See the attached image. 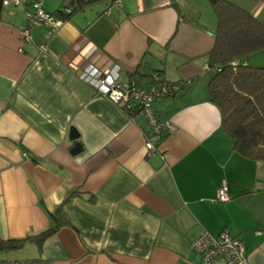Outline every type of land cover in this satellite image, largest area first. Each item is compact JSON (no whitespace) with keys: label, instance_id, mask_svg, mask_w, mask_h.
<instances>
[{"label":"crops","instance_id":"crops-1","mask_svg":"<svg viewBox=\"0 0 264 264\" xmlns=\"http://www.w3.org/2000/svg\"><path fill=\"white\" fill-rule=\"evenodd\" d=\"M229 1L264 24V0ZM63 2L42 0V8L55 13ZM108 4L93 0L50 37L46 24L33 26L31 42L18 32L31 5L2 8L0 237L40 233L61 205L67 223L40 245L26 242L18 249L25 258L18 259L202 264L193 240L226 229L241 241L249 264H264V160L234 150L209 101L217 18L208 0H123L112 13ZM92 45V61L116 60L122 80L136 67L141 86L159 69L167 81L192 79L188 89L151 104L157 118L176 125L160 137L157 151L146 153L145 118L133 119L79 77L76 49L84 53ZM247 61L264 67V49ZM76 143L81 151L74 154ZM223 182L230 199L218 201Z\"/></svg>","mask_w":264,"mask_h":264},{"label":"trees","instance_id":"trees-1","mask_svg":"<svg viewBox=\"0 0 264 264\" xmlns=\"http://www.w3.org/2000/svg\"><path fill=\"white\" fill-rule=\"evenodd\" d=\"M92 1L75 0L70 3L71 10L68 13L61 11L65 6L62 3L61 10L56 12H61L62 20L68 19L76 10ZM208 4L217 18L214 43L208 52L209 101L218 108L221 127L233 139L234 150L247 158L264 160V67L247 61L250 54L264 49V24L251 12L229 0H208ZM2 8L0 0V13ZM110 61L120 67L116 60ZM88 65L84 61L78 63L82 80L87 76L84 70ZM138 70L136 67L128 72L131 79L140 85L143 75ZM161 74V69L155 70V73L146 76L147 79L144 78L147 80L145 83L170 87L178 85L179 91H184L192 82V79L167 81ZM51 216L54 224L36 235L6 239L0 237V250H18L28 241L40 245L58 226L67 223L61 205Z\"/></svg>","mask_w":264,"mask_h":264},{"label":"built area","instance_id":"built-area-1","mask_svg":"<svg viewBox=\"0 0 264 264\" xmlns=\"http://www.w3.org/2000/svg\"><path fill=\"white\" fill-rule=\"evenodd\" d=\"M75 0H64L60 10L68 13L71 10L70 3ZM25 3L31 5L27 11V23L18 29L22 41L31 42V29L33 26L46 24L48 26L47 37L54 33L61 22V12L49 13L42 8V0H2V6L9 4L20 6ZM123 0H109L106 12H120L122 10ZM40 52L46 51L44 43L38 44ZM76 49L80 55V62H88V67L84 70L87 76L86 81L94 86L98 95L106 97L111 102L117 104L125 112L131 114L133 119L143 117L150 125V133L145 141L146 153L150 154L157 151V143L164 134L174 133L176 125L169 120H160L151 108V104L157 98L168 97L179 91L178 85L172 87L166 85L150 84L147 86L139 85L133 79H121L120 67L110 60L105 61L102 65H96L92 57L96 55L97 49L92 45L86 52ZM156 78V77H154ZM230 195L227 191L226 184L223 182L217 190V200L227 201ZM192 246L199 254L202 264H215L216 258H221L225 264H249L244 256L243 245L241 241L230 234L226 229L219 232L218 235L212 236L207 232H202L193 240ZM0 264H37L31 259H13L0 260Z\"/></svg>","mask_w":264,"mask_h":264},{"label":"rangeland","instance_id":"rangeland-1","mask_svg":"<svg viewBox=\"0 0 264 264\" xmlns=\"http://www.w3.org/2000/svg\"><path fill=\"white\" fill-rule=\"evenodd\" d=\"M18 258H25L23 252H19L18 250H0V260H13Z\"/></svg>","mask_w":264,"mask_h":264},{"label":"water","instance_id":"water-1","mask_svg":"<svg viewBox=\"0 0 264 264\" xmlns=\"http://www.w3.org/2000/svg\"><path fill=\"white\" fill-rule=\"evenodd\" d=\"M70 136H71V138H76V136H77L76 131L75 130H71L70 131ZM80 151H81V146H80L79 143H76L71 149V152L74 153V154H76V153H78Z\"/></svg>","mask_w":264,"mask_h":264}]
</instances>
